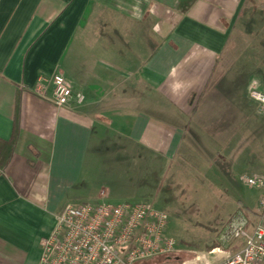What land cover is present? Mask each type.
<instances>
[{"label": "crops", "instance_id": "crops-1", "mask_svg": "<svg viewBox=\"0 0 264 264\" xmlns=\"http://www.w3.org/2000/svg\"><path fill=\"white\" fill-rule=\"evenodd\" d=\"M249 22L264 24V0H0V264H40L57 215L113 204L103 182L133 157L237 167L239 78L215 77ZM55 74L81 103H52ZM260 198L228 219L241 207L264 226Z\"/></svg>", "mask_w": 264, "mask_h": 264}, {"label": "rangeland", "instance_id": "rangeland-1", "mask_svg": "<svg viewBox=\"0 0 264 264\" xmlns=\"http://www.w3.org/2000/svg\"><path fill=\"white\" fill-rule=\"evenodd\" d=\"M215 78H224L225 82L239 78L237 167L211 168L203 158L204 152H193L197 156L192 160L176 161L177 170L173 173L165 162L156 169V161L149 160L146 166L141 158L133 157L123 162L116 177L103 182L117 197L113 204L152 203L166 214L165 235L176 243V253L170 262L173 264L217 261L220 254L209 252L218 231L212 229L223 226L237 207V200L255 210L264 195V187H250L242 180L252 175L264 178V112L247 101L249 90L264 92V24L249 22L238 26ZM219 88L221 94H229L228 85ZM152 163L156 164L151 167Z\"/></svg>", "mask_w": 264, "mask_h": 264}, {"label": "built area", "instance_id": "built-area-1", "mask_svg": "<svg viewBox=\"0 0 264 264\" xmlns=\"http://www.w3.org/2000/svg\"><path fill=\"white\" fill-rule=\"evenodd\" d=\"M42 80L38 78L36 91L45 96ZM50 82L54 105L83 101V95L61 74L53 75ZM248 97L264 112V92L253 88ZM242 180L250 187H264L260 176H244ZM259 209L261 220L264 195ZM166 226V214L145 202L67 205L57 215L52 233L40 241V264H173L176 243L165 235ZM239 241L240 248L212 264H264V226L261 221L251 225L243 210L226 221L209 252L221 255Z\"/></svg>", "mask_w": 264, "mask_h": 264}]
</instances>
